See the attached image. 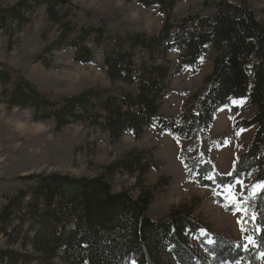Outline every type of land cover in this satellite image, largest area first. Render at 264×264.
Listing matches in <instances>:
<instances>
[{
	"label": "rangeland",
	"instance_id": "obj_1",
	"mask_svg": "<svg viewBox=\"0 0 264 264\" xmlns=\"http://www.w3.org/2000/svg\"><path fill=\"white\" fill-rule=\"evenodd\" d=\"M216 1L219 0H212V4ZM229 1L238 3V0ZM202 2L179 0L170 22L200 13L212 17L214 9L203 10ZM249 2L258 20L264 23V0ZM12 9L21 16L19 20L9 16ZM54 11L56 21L50 18L47 3L0 0V74L15 73L8 84H0V212L7 197L20 189L31 188V182L23 180L25 177L59 174L76 180L91 179L100 175L107 165L135 153L142 156V163L148 169L141 185L138 175L119 174L111 183L113 193L127 191L137 197L141 187L152 192L154 200L146 213L152 221L167 220L171 210L188 206L200 223L202 241L212 246L216 237L245 253L227 264H264V242L257 240L255 233L260 232L254 230L251 220L254 215L251 203L263 190V184L254 183L253 174L246 180L235 179L222 186H203L202 181L233 174L240 155L247 150L257 130L256 126L244 128L240 123L252 119L256 107L247 99L233 101L217 112L210 128L197 139L159 131L170 121L181 124L188 110L199 112L200 97L207 88L205 78L213 70L214 51L209 48L202 55L197 69H182L178 52H168L164 59L155 55V63L165 65L170 72L155 122L139 137L132 132L116 137L94 124L92 117L96 111L103 112L97 107L85 116L86 120L71 121L58 129L53 118L37 120L33 109L12 106L3 89L12 91L19 75L37 91L52 94L60 102L88 90H97L104 97L135 96L137 82L112 81L107 74L106 57L117 50L116 43L121 44L126 35L147 40L159 36L166 15L159 6L146 7L140 0H69L55 6ZM99 18L108 24L105 38L97 44L95 36L85 39L81 30L99 25L96 23ZM65 25L68 28L76 25V31L67 32L56 45L67 29ZM72 44L78 46V51ZM85 48L90 50L91 61H77L79 53V57H84ZM124 49L130 50V43ZM132 52L138 67L143 61L152 64L144 48L132 47ZM26 218L30 221L29 216ZM37 222L32 235L38 229ZM27 227L28 224L17 232H22L23 237ZM191 245L198 248L200 242L191 240ZM7 247V238L0 235V249ZM203 255L210 256L207 251ZM63 256L59 251L55 264H65ZM209 259L212 261L213 257Z\"/></svg>",
	"mask_w": 264,
	"mask_h": 264
},
{
	"label": "trees",
	"instance_id": "obj_2",
	"mask_svg": "<svg viewBox=\"0 0 264 264\" xmlns=\"http://www.w3.org/2000/svg\"><path fill=\"white\" fill-rule=\"evenodd\" d=\"M140 1L146 7L159 6L166 15L160 35L150 40L126 35L105 60L110 79L137 82V95L104 97L97 90H88L60 102L52 94L37 91L19 75L14 89H3V95L9 97L12 106L33 109L37 120L53 118L58 129L71 121L86 120V115L100 108L103 112L96 111L92 117L94 124L116 137L124 132L139 137L155 122L170 72L165 65L155 63V55L164 59L168 52L175 51L180 55L182 69H197L202 55L211 48L215 53L213 70L205 78L207 88L200 97L199 112L188 110L181 124L170 121L159 131L197 139L210 128L217 112L233 101L247 99L256 107L255 116L240 123L244 128L256 126L257 130L247 150L240 155L233 174L202 181L203 186H222L235 179L246 180L253 174V182L262 183L263 190L251 203L254 214L251 220L254 230L260 232L255 233L257 240L264 242V23L258 20L249 0H238V3L219 0L213 4L212 0H203V10L214 9L212 17L200 13L175 23L170 20L179 0ZM35 2L47 3L50 18L56 21L55 6L67 4L69 0ZM11 15L12 19L21 18L14 9L9 11ZM96 23L99 25L82 29L81 34L85 39L95 36L100 44L108 23L102 18ZM65 26L67 29L56 45L67 32L76 31V25ZM127 43L130 50L124 49ZM71 46L78 51L77 45ZM132 47L147 50L152 64L143 61L139 67L135 65ZM82 55L79 57V53L76 60L91 61L90 50L85 48ZM13 74L1 73L0 84H8ZM147 170L142 156L130 153L91 179L76 180L59 174L25 177L23 180L31 182V188L20 189L7 197L0 212V235L8 243L7 248L0 249V264H55L59 251L64 255L65 264H227L244 256L241 249H233L216 237L212 246L202 241L200 223L188 206L174 208L167 220L152 221L146 215L154 200L152 192L141 187L137 197L127 191L113 193L111 183L116 175H138L141 185ZM36 220L38 229L32 235ZM26 224L29 227L22 237V232L17 231L23 230ZM191 240L200 242V247L191 245ZM205 251L213 257L212 261L203 255Z\"/></svg>",
	"mask_w": 264,
	"mask_h": 264
},
{
	"label": "snow or ice",
	"instance_id": "obj_3",
	"mask_svg": "<svg viewBox=\"0 0 264 264\" xmlns=\"http://www.w3.org/2000/svg\"><path fill=\"white\" fill-rule=\"evenodd\" d=\"M229 195H230V196L232 195L231 191L229 192Z\"/></svg>",
	"mask_w": 264,
	"mask_h": 264
}]
</instances>
